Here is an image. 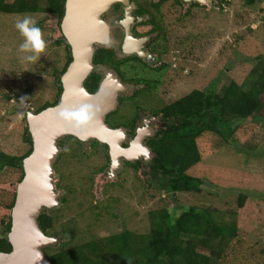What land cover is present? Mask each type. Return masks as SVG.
<instances>
[{
    "label": "rangeland",
    "instance_id": "374dc122",
    "mask_svg": "<svg viewBox=\"0 0 264 264\" xmlns=\"http://www.w3.org/2000/svg\"><path fill=\"white\" fill-rule=\"evenodd\" d=\"M222 3L197 9L191 22L185 21V28L169 27V40L178 51L187 48L192 58L187 67L194 71L161 89L158 96L164 104L194 90L222 93L234 80L245 88L251 86L255 78H248L264 55V0L254 5L246 0ZM23 15L0 13V152L14 157H22L30 148L25 138L24 110L35 112L54 104L56 72L62 73L67 62L65 47L56 45L60 34L47 27H41L48 42L45 53L36 63L21 61L18 47L23 37L15 22ZM32 16L54 26L53 19H45L44 14ZM114 19L109 20L113 26ZM231 139L229 143L218 136L201 140L209 155L192 174L205 184L200 193L178 194L161 190L150 170L119 169L112 177L109 170H88L103 166V161L88 154V146L82 145L84 159L74 145L66 144L70 150L61 149L63 156L54 176L60 205L47 211L55 219L48 236L59 243L47 247L46 254L62 245H81L125 230L146 234L150 229L148 213L165 207L175 219L190 207L215 210V220L233 222L235 217L238 228L247 232L245 240L257 250L264 249V121L258 118L237 124ZM20 182L19 168L0 169V238L7 235L2 220L11 214L7 207L16 197ZM240 194L247 196L242 209L238 204Z\"/></svg>",
    "mask_w": 264,
    "mask_h": 264
},
{
    "label": "trees",
    "instance_id": "16d2710c",
    "mask_svg": "<svg viewBox=\"0 0 264 264\" xmlns=\"http://www.w3.org/2000/svg\"><path fill=\"white\" fill-rule=\"evenodd\" d=\"M65 2L66 0H0V12L24 14L43 11L48 14L57 13L61 18ZM192 5L200 6L197 2ZM63 44L66 45L70 61V46L60 36L56 45ZM96 55H101L96 61L109 59V54L105 51H99ZM257 64L252 70L251 78H248H255L249 88L234 80L223 88L222 93L194 90L165 105L162 109L164 119L176 121L161 130L150 143L155 156L149 166L150 175L161 190L171 194L200 193L205 180L194 176L192 170L201 165L207 155L201 140L207 136H218L222 142L229 143L233 141L231 138L236 133L237 124L250 123L258 118L264 121V55L258 58ZM58 72L56 81L60 83L59 76L62 73ZM98 82V76L93 74L86 82V87L95 92ZM61 92L60 87L54 104H47L35 113L57 105ZM25 138L30 148L22 157L0 152V169L19 168L21 180L24 177L21 163L33 149L28 126L25 128ZM66 144L81 148L72 136L61 142L63 146ZM15 200L14 196L7 208L12 210ZM246 200V194H240L239 209L244 207ZM62 201L64 203L66 198ZM213 211L190 207L175 219L171 210L166 207L152 210L148 213L150 229L146 234L125 230L81 245H62L58 250L53 248L57 252L48 254V257L52 264H264V249L257 250L245 240L247 232L238 228L235 217L233 222L215 220L214 214L217 212ZM235 215L236 212L231 216ZM2 221L6 223L4 226L8 235L12 225L11 216ZM54 221L47 210L40 216V226L47 235L53 229ZM7 235L0 238V252L12 251Z\"/></svg>",
    "mask_w": 264,
    "mask_h": 264
},
{
    "label": "water",
    "instance_id": "95a60500",
    "mask_svg": "<svg viewBox=\"0 0 264 264\" xmlns=\"http://www.w3.org/2000/svg\"><path fill=\"white\" fill-rule=\"evenodd\" d=\"M180 1L186 4L197 2L212 5L211 0ZM115 3H122L127 7L126 12L129 15V0L65 2V16L60 33L71 48L72 62L60 78L63 89L60 102L63 101L70 107L88 103L99 111L96 118L80 130L72 129L66 122L57 118L54 109L60 102L39 113L32 110L25 112L33 149L21 163L24 177L17 187L15 205L10 214L12 225L7 239L12 251L0 252V264H52L45 249L56 246L59 240L44 233L39 218L45 209L51 210L60 205V193L55 186L54 165L61 152L59 147L61 139L73 136L82 142L96 139L107 145L111 158L110 177L122 166L121 158L135 161L142 154L148 159L151 158L150 149L143 145V130H139L130 148H124L122 144L125 140V131L111 129L106 123V116L118 104L119 93L126 89L118 77L114 73H108L96 93L88 92L84 85L94 70V45L114 44L112 29L115 25L104 21L102 16L109 12ZM101 89L105 91L101 92ZM146 132L147 129H144V138L148 135Z\"/></svg>",
    "mask_w": 264,
    "mask_h": 264
},
{
    "label": "flooded vegetation",
    "instance_id": "af4514ba",
    "mask_svg": "<svg viewBox=\"0 0 264 264\" xmlns=\"http://www.w3.org/2000/svg\"><path fill=\"white\" fill-rule=\"evenodd\" d=\"M177 1L178 0H129V15H127L126 12L127 7L122 3H115L111 10L102 16V19L106 22H108L110 18H115L113 20L115 26L112 29V41L114 44L113 46L101 44L94 45V70L86 79L84 83L85 88L90 93H96L108 73H114L118 77L126 89L119 93L118 104L116 108L106 116V123L111 129H122L125 131V140L122 144L124 148H130L131 144L136 140L139 130H143V145H146L150 149L151 156V158L148 159L142 154V156L135 161H128L125 158H121L122 166L119 168L120 170H150L149 166H151L152 160L155 157L150 147L151 139L155 138L160 134L161 130H165L176 121L172 119L166 121L164 119L162 109L168 104H164L160 101L158 95L162 91L161 89L166 87L171 81L177 83L181 75L187 78L191 75V72L193 73L194 71L190 66L187 67L188 61L191 62L192 60L190 53L186 51L187 48H182V51H178V49L172 45V41L169 40V27L180 26V29L185 28V21L188 20L191 22L195 15V11L208 5L203 6V4L199 3V7H194V5H192L193 2L186 4L181 3L182 1ZM211 1L214 6L217 5L219 1L223 2V5H230L231 3V0ZM257 1L261 0H246V3L254 5ZM63 9V16L61 18L57 13L48 14L43 11L24 14L33 15L41 13L44 14L45 19H53L54 26H47L46 22L43 23L44 20L38 22V25L44 29L47 27V29L56 30L60 36H62L60 28L65 16V6ZM0 13L6 14L3 12ZM190 38L193 39L192 36ZM62 46L66 49L65 44ZM99 51L107 52L109 54V59H106V61H96V59L98 60V57L101 56L96 55ZM185 51L186 54L184 55ZM71 62L72 55L70 61L67 58L64 70L59 76L60 78ZM184 63L185 65H183ZM93 74L97 75L99 79L98 87L95 92H91V90L86 87V82ZM60 87L61 85L58 82V89ZM27 110L28 109L24 110V112ZM144 129H147L146 133L148 134L145 138ZM69 137L70 136H67L60 140V150L65 148V146L61 145V142ZM75 140L81 145V148L74 146V150L78 149L84 159L86 156L83 155L81 151V149H83L82 145L91 148L88 154H91L96 159L100 158L103 161V166L89 168L88 170H103L101 171L102 173L110 170L111 158L110 150L107 145L100 143L96 139H91L87 142H82L77 138H75ZM62 156L63 152L61 151L58 160H60L59 158ZM58 160L54 165L55 171L59 164ZM45 210L48 211V209Z\"/></svg>",
    "mask_w": 264,
    "mask_h": 264
},
{
    "label": "clouds",
    "instance_id": "9594fccd",
    "mask_svg": "<svg viewBox=\"0 0 264 264\" xmlns=\"http://www.w3.org/2000/svg\"><path fill=\"white\" fill-rule=\"evenodd\" d=\"M15 28L23 37L18 47L21 61L36 63L48 47V42L44 37L43 30L38 25L37 19L30 14H24L22 18L16 20ZM104 91L101 89V92ZM54 111H56L58 119L66 122L72 129L80 130L96 118L99 109L88 103H82L78 107H70L61 101ZM64 150L69 151L70 149L65 146Z\"/></svg>",
    "mask_w": 264,
    "mask_h": 264
}]
</instances>
